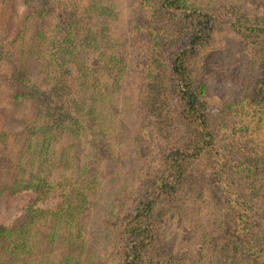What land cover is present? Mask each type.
Returning <instances> with one entry per match:
<instances>
[{
	"label": "trees",
	"instance_id": "trees-1",
	"mask_svg": "<svg viewBox=\"0 0 264 264\" xmlns=\"http://www.w3.org/2000/svg\"><path fill=\"white\" fill-rule=\"evenodd\" d=\"M29 1L45 48L5 75L29 114L19 148L0 129V195H35L0 264H264V0Z\"/></svg>",
	"mask_w": 264,
	"mask_h": 264
},
{
	"label": "rangeland",
	"instance_id": "rangeland-1",
	"mask_svg": "<svg viewBox=\"0 0 264 264\" xmlns=\"http://www.w3.org/2000/svg\"><path fill=\"white\" fill-rule=\"evenodd\" d=\"M32 4L33 2H30L29 0H0V43L3 44V51H8V57L11 59L10 64L3 62V60L0 61V129H2L6 133L16 134L17 140L19 141L18 148L24 142L23 135H25L26 133L25 115L29 114V112L27 113L28 109L24 106L25 104L21 105V103H19L20 105H14L13 108V106L8 103L7 77L5 75L9 72V69L11 70V65H14L16 63H22L24 66L28 65V68H26L27 70L30 69L34 74L37 73V69L39 67L38 62L42 58V51L45 48V39H32L33 31H35L36 28L34 25V21L27 18V15L31 12ZM45 20H48V18ZM44 31L46 37H48L50 29L45 28ZM2 55L6 56L5 53H2ZM147 137L149 138V148L155 150L156 147L154 143L150 141L151 139L156 141L155 136H150L149 134V136ZM77 148H75L76 152L79 149ZM137 149L138 153L140 151V153L142 154L145 152V150H147L146 148H144L143 140H141V142L137 146ZM17 154L18 151L15 152V155ZM107 154L108 153H101L99 155L107 156ZM7 156L10 157L11 161H13V156H10L6 153L5 157ZM60 157L61 155H54L52 165H50V167H52V169L55 171V175L52 171L48 170L50 173H52L55 179L58 178L57 163L58 161H61L59 160ZM39 173L45 175L44 171L40 170ZM0 174L3 177L6 176L3 175L1 171ZM78 184L81 185L80 183ZM60 189H65V185L63 187H60ZM125 193L127 192L125 191ZM122 194L124 193H121L119 195V198H121V200L126 199L127 197H125V194L122 198ZM33 195H35V193L31 192L30 190H22L15 194L0 195V224H8L15 215H18L23 210L28 200L34 197ZM118 200L119 199L117 192L113 201ZM37 204H40V206L42 205V207L46 208L62 207L60 209L61 211H64L63 209L67 207L65 197L61 193H58L56 190L53 191L48 197H46V200H39ZM64 217L66 218L65 215ZM113 217L108 219L109 224L110 222L113 223ZM69 220L70 219H67V221ZM84 220L86 222V219ZM84 238L90 240L89 235H87L86 233ZM109 250L110 249H108V251ZM77 252L78 247H72L71 249H69L68 253L69 255H76ZM104 255L105 252L101 255V257H103ZM81 258H85L87 262L91 260L95 263L98 260L97 255L92 254L91 250H89L86 254L83 253ZM36 259L38 260V257ZM68 259L72 260L70 256Z\"/></svg>",
	"mask_w": 264,
	"mask_h": 264
}]
</instances>
